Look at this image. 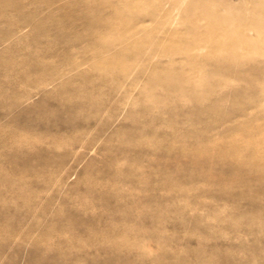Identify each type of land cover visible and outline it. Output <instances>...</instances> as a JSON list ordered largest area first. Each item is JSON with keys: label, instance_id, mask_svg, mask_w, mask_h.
Segmentation results:
<instances>
[{"label": "rangeland", "instance_id": "obj_1", "mask_svg": "<svg viewBox=\"0 0 264 264\" xmlns=\"http://www.w3.org/2000/svg\"><path fill=\"white\" fill-rule=\"evenodd\" d=\"M0 264H264V0H0Z\"/></svg>", "mask_w": 264, "mask_h": 264}]
</instances>
